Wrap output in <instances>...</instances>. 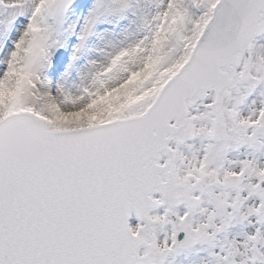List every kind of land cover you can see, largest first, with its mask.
<instances>
[{"label": "snow or ice", "instance_id": "6c2138e0", "mask_svg": "<svg viewBox=\"0 0 264 264\" xmlns=\"http://www.w3.org/2000/svg\"><path fill=\"white\" fill-rule=\"evenodd\" d=\"M0 264H264V0H0Z\"/></svg>", "mask_w": 264, "mask_h": 264}]
</instances>
